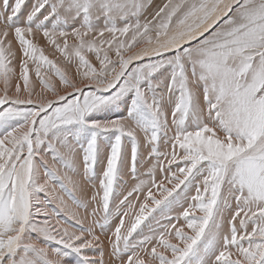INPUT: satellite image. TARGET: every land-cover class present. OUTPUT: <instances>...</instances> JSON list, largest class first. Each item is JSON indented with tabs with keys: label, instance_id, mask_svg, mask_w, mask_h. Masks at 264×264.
Wrapping results in <instances>:
<instances>
[{
	"label": "snow or ice",
	"instance_id": "6c2138e0",
	"mask_svg": "<svg viewBox=\"0 0 264 264\" xmlns=\"http://www.w3.org/2000/svg\"><path fill=\"white\" fill-rule=\"evenodd\" d=\"M149 7L0 0V264H264V0Z\"/></svg>",
	"mask_w": 264,
	"mask_h": 264
},
{
	"label": "bare ground",
	"instance_id": "6f19581e",
	"mask_svg": "<svg viewBox=\"0 0 264 264\" xmlns=\"http://www.w3.org/2000/svg\"><path fill=\"white\" fill-rule=\"evenodd\" d=\"M165 2H166V0H151V1H150L151 6H150V8H148L147 11H148L149 13L154 12L158 7L162 6ZM149 18H150V17H149ZM40 43H41V45H44V44H45V42H44L42 39H41ZM46 51L48 52V49H47ZM47 52H46V53H47ZM47 54H48V53H47ZM49 58H52V57L49 56ZM34 79H35V77H34V73H30V80H34ZM56 82H57V84H58V80H57ZM21 83H22V81H21ZM2 88H3V84L0 83V89H2ZM60 90H61V94H63L64 89L61 88ZM37 91H38V92L41 91L40 86L38 85V81H37ZM43 95H44L46 98H52V95H51V94L49 95V92L43 93ZM97 170L99 171V165L97 166ZM61 171H62V169H61ZM123 179H124L125 181H127V184H128V185H132L131 182H130V183L128 182V181L131 179V177H130L129 175H125ZM131 181H132V180H131ZM53 195H62V194L59 192V189H57L56 192H55ZM40 196H41L42 199H51V197H45L44 193H41ZM65 199H66V198H65ZM66 202L69 204V207L71 208V203H70V201H67V200H66ZM46 207H47L49 210L56 209V208H57V203H56L55 200H52V202L48 203V204L46 205ZM41 219H43V217H41ZM56 219H60V220L63 221V220L66 219V217H65V215H64L63 213H61L59 216L52 217V223H53V224H55V220H56ZM106 243H107V241H106Z\"/></svg>",
	"mask_w": 264,
	"mask_h": 264
},
{
	"label": "rangeland",
	"instance_id": "374dc122",
	"mask_svg": "<svg viewBox=\"0 0 264 264\" xmlns=\"http://www.w3.org/2000/svg\"><path fill=\"white\" fill-rule=\"evenodd\" d=\"M151 1V0H150ZM150 6H151V4H150ZM150 8V7H149ZM47 50V48L45 49V51ZM47 52V51H46ZM48 53V52H47ZM46 53V54H47ZM39 85V84H38ZM51 93L49 92V95H50ZM57 167H59V166H57ZM130 176V175H129ZM131 177V176H130ZM144 178H146V177H144ZM132 180V181H131ZM129 183L131 182V184H134L135 183V181L131 178L129 181H128ZM186 231H187V229H185Z\"/></svg>",
	"mask_w": 264,
	"mask_h": 264
}]
</instances>
